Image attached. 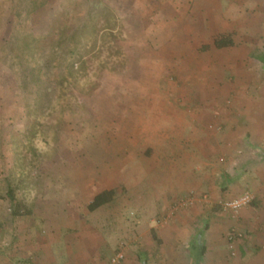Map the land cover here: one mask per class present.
<instances>
[{
	"label": "rangeland",
	"instance_id": "rangeland-1",
	"mask_svg": "<svg viewBox=\"0 0 264 264\" xmlns=\"http://www.w3.org/2000/svg\"><path fill=\"white\" fill-rule=\"evenodd\" d=\"M2 8L14 18L16 39L29 27L43 31L53 19L64 21L61 12L67 14V25L76 27V34L91 22L100 29L124 26L126 46L136 52L137 60L124 73L107 72L93 95L81 96L90 116L85 126L66 112L54 129L50 125L60 113L45 115L47 135L45 140L43 135L36 139L42 154L32 169L15 163L14 142L0 144V264H23L29 259L37 233L32 231L36 227L30 214L47 203L51 217L58 210L75 209L71 220H80L74 227L61 225L43 233L55 244L52 252L58 264L67 261L65 245L84 235L92 242L95 237L107 240L112 250L123 244L126 253L125 238L147 229L154 220L161 226L157 220L162 213L187 192L196 201L169 224L183 218L182 225L210 224L227 229L228 235L236 227L244 236L245 223L254 225L263 237L264 63L251 52L257 47L264 51V0H0V12ZM222 33H233L236 44L217 48L214 38ZM9 84L0 83V114H12L16 103ZM248 130L253 134H244ZM203 135L201 145L197 140ZM239 138L242 141L233 144ZM212 140L221 148L214 160L215 172L229 170L234 182L229 187L248 189L258 202L246 207H253L250 221L243 223L246 208L234 217L214 208L216 199L235 194L206 187L202 191L194 185L171 192L195 165L194 156H199L195 149ZM135 163L142 168L132 169ZM143 168L148 176L137 187L94 211L88 209L87 198L101 187L100 182L113 178L115 172L126 180L129 169L140 173ZM79 182L88 187L82 195ZM167 193L170 198L162 210ZM205 194L211 202L203 199ZM229 253L236 255L232 249Z\"/></svg>",
	"mask_w": 264,
	"mask_h": 264
},
{
	"label": "trees",
	"instance_id": "trees-1",
	"mask_svg": "<svg viewBox=\"0 0 264 264\" xmlns=\"http://www.w3.org/2000/svg\"><path fill=\"white\" fill-rule=\"evenodd\" d=\"M12 7L9 4L7 9L12 11ZM61 15L66 17L64 21L53 19L43 31L37 32L27 27L24 36L16 39L14 18L12 20L3 8L0 12V83L5 85L10 81L16 100L12 114H0V144L4 140L14 142L15 163L29 164L30 169L42 154L36 139L41 135L46 139V124L42 122L45 115L54 111L60 113L58 121L50 125L54 129L66 112L85 126L90 116L81 96L93 95L107 72L124 73L137 60L136 52L126 46L124 26L100 29L91 22L76 34V27L67 25V14L61 12ZM88 20L91 19L86 22ZM80 21L83 18L80 17ZM235 44L233 33H222L214 38V45L219 49ZM251 56L264 63V51L258 47ZM54 139L56 141V136ZM23 149L24 155L21 154ZM115 195L112 189L100 191L92 198L88 209L94 211L111 203ZM8 196L15 197L12 187ZM256 203L254 199L251 204ZM151 235L159 245L161 241L154 230ZM23 264L32 262L27 259Z\"/></svg>",
	"mask_w": 264,
	"mask_h": 264
},
{
	"label": "crops",
	"instance_id": "crops-1",
	"mask_svg": "<svg viewBox=\"0 0 264 264\" xmlns=\"http://www.w3.org/2000/svg\"><path fill=\"white\" fill-rule=\"evenodd\" d=\"M248 132L252 133L248 130L244 134H249ZM244 134L243 136H245ZM203 139L204 135L200 137V140H197V142L203 145ZM235 141L236 142L233 144H237L238 141L240 142L242 140L239 138ZM217 146L214 140H212L209 145L195 149L196 154L199 155L198 157L194 156L196 158L194 159L195 165L191 166V170L188 168V170H186L187 172H184V180L177 182V187L175 186L173 190H171L172 193L176 190L177 193L180 192V190L184 191L192 185L202 191H204L206 187V189L215 193L223 191L228 194H235L231 197L245 190L241 188L231 189L229 187V185H234L232 180L233 174L228 173L230 172L229 170L226 171L227 173L225 171L215 172L216 164L214 160L216 159L217 151L221 150V148ZM190 159L193 161L192 158ZM135 165L142 168V164L140 165L137 163L131 164L130 167L133 169ZM143 170L144 168L140 173L138 171L132 173L129 169L126 180H121L120 178L122 175L115 172L113 178L103 183L100 182L101 187L92 195H89L87 204L90 203L97 193L104 189H112L116 192L115 198L112 201L114 202L118 197H121L124 192L127 193L137 187L140 182L148 176L147 172ZM259 172V174L262 175V171L260 170ZM227 177L229 179H227ZM220 179L224 181L221 182V184L224 183L223 185L219 184ZM262 182H264V177ZM78 185L77 189L82 195L83 191L87 190L88 187L86 184H83V182H79ZM170 194L171 193H167L163 196L161 205L162 210L168 203ZM85 195L81 196L82 201L86 200L84 198ZM47 204L45 206L41 204L40 207L37 205L30 214L34 217L32 220L36 227L32 229V231L37 232L36 244L30 246L32 252L29 251V256H27L32 264H58L57 260H59V258L57 259V257H54V253L52 252V248L55 247V244L54 242H50L48 234L43 235V233H50V229L52 228L59 230L61 225H66L71 228L76 225L75 223L77 221L80 222L79 218L71 220L70 215L74 213L75 209H70L68 211L66 209L63 211L58 210L55 216L51 217L52 214L48 213L51 205L47 206ZM252 208L253 207L243 210V223L246 220L250 221L249 216ZM216 210L218 209L216 208ZM159 214L157 215L159 216ZM57 215L60 216L57 217ZM74 215L81 216V214ZM85 215L87 214L85 213L84 216ZM182 223L183 218H181V220L175 218L170 224L167 223V225L158 226L154 220L149 224L147 229L140 233L135 232V235L130 238H125L126 259L122 264H264V231L263 237L259 236L262 232L256 230L257 228L254 225L250 227L248 224H242L244 228L241 229L244 232V236L234 242V246L236 244L234 249L236 255L233 257L229 253V249L231 248L228 234H226L228 233L227 229H218V227L211 226L210 224L202 226L196 222L185 225H182ZM153 230L161 241L159 245H157L152 238L151 233ZM213 233L215 235H213ZM60 236L61 234L59 237ZM65 247L68 253H66L67 256L65 258L67 261H64L63 264H103L111 257L117 248L116 246L112 250V246L108 244L107 240H102L101 238L95 237L94 242H92V240L88 237L86 238L85 235L77 242L73 241L69 244L67 243Z\"/></svg>",
	"mask_w": 264,
	"mask_h": 264
},
{
	"label": "built area",
	"instance_id": "built-area-1",
	"mask_svg": "<svg viewBox=\"0 0 264 264\" xmlns=\"http://www.w3.org/2000/svg\"><path fill=\"white\" fill-rule=\"evenodd\" d=\"M205 201L211 202V199L207 194L203 196ZM255 199V196L251 191H243L239 195L231 198H219L216 199L212 204L220 209L221 212L227 213L234 216H237L242 209L251 205L252 201ZM196 201L195 195L192 193H185L175 200L172 201L168 209L162 213V215L157 220L159 224L165 225L168 221L180 210L188 209ZM243 237V233L239 231L236 227H233L232 231L229 232L228 238L230 242V248L232 253L234 251V242L239 238ZM126 257L124 245H119V248L115 250L107 264H121Z\"/></svg>",
	"mask_w": 264,
	"mask_h": 264
}]
</instances>
